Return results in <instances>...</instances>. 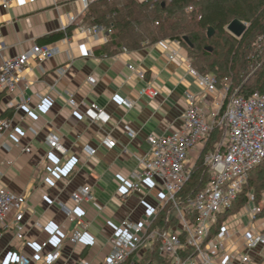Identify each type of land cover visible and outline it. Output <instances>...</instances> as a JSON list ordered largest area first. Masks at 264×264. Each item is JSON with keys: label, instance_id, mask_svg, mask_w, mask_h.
Returning a JSON list of instances; mask_svg holds the SVG:
<instances>
[{"label": "crops", "instance_id": "obj_1", "mask_svg": "<svg viewBox=\"0 0 264 264\" xmlns=\"http://www.w3.org/2000/svg\"><path fill=\"white\" fill-rule=\"evenodd\" d=\"M86 10L82 0H15L8 11L0 9V64L34 45H56L61 50L51 60L29 62L20 94L0 95V119L11 121L7 143L31 148L30 153L16 148L1 153L0 163L7 158L14 164L5 168L0 185L28 195L26 252L36 256L38 245L47 242L41 253L45 257L58 246L61 257L52 264H77L81 259L100 264L122 221H142L146 210H160L159 193L122 197L119 186L138 169L137 157L150 151L148 136L169 135L178 126L187 95L201 93L182 45L177 49L173 42L162 41L138 51L104 54L108 36L80 31ZM60 33L62 38L44 43ZM174 52L177 59H171ZM61 68L65 69L62 76L58 74ZM139 74L145 79L139 80ZM148 85L159 89L157 98L142 94ZM71 96L75 107L69 103ZM124 100L132 106H124ZM92 103L110 115L107 124L85 117ZM50 132L60 137L67 157L48 147L45 137ZM103 135L117 146H103ZM86 147L96 149V156L86 157ZM73 159L77 162L67 171ZM54 165L62 175L50 174ZM83 186L91 187L94 195L93 202L81 206L91 228L83 243L73 245L69 237L76 223L64 216L58 203L73 206L70 195Z\"/></svg>", "mask_w": 264, "mask_h": 264}, {"label": "built area", "instance_id": "obj_2", "mask_svg": "<svg viewBox=\"0 0 264 264\" xmlns=\"http://www.w3.org/2000/svg\"><path fill=\"white\" fill-rule=\"evenodd\" d=\"M82 1L88 9L93 0ZM14 2L0 0V9L8 11ZM80 31L91 36H109L112 33L111 29L101 25L80 26ZM173 44L177 49L181 48L180 43ZM124 51L127 52L126 49ZM60 54L61 50L56 45H34L17 57L5 59L0 64V95L20 94L25 83L23 73L31 60L42 63ZM171 59H177L176 52ZM129 70L134 69L129 66ZM64 73V68L58 70L60 76ZM190 73L201 93L187 95L186 108L178 126L169 135L148 136L150 151L137 157L138 169L132 177L122 180L119 186L122 197L142 194L145 198L150 192L159 193L162 197L160 210H146V219L142 221H122L112 239L110 252L100 264H125L128 261L134 264L157 243L159 253L171 259L173 264H264V191L259 194L248 192L241 209L231 213L239 205L250 173L264 162V95L254 93L247 98L233 97L223 110L227 88L220 89L213 75H202L192 67ZM138 79L144 80L145 76L139 74ZM90 81L93 83L94 79ZM142 94L155 99L160 91L148 85L142 89ZM37 98L42 99L40 96ZM22 100L25 102L24 98ZM69 103L76 106L72 96ZM122 104L127 108L132 106L128 100ZM85 117L104 124L110 121V115L95 103L85 110ZM224 122L228 130L222 143L204 158V164L209 168V181L184 206L181 205L178 196L190 182L198 161V158H193V152L204 145L211 133ZM10 129V119H0V155L11 152L13 148L30 153V147L7 143ZM32 132L37 134L35 130ZM130 135L134 136L133 133ZM100 140L108 149L117 146V142L108 135L101 136ZM45 142L51 151L67 157V149L57 134L48 133ZM96 154V149H84V155L90 159ZM51 160L57 164L55 159ZM75 162L76 159L69 162L67 171L73 169ZM13 164L10 159L2 160L0 179L5 174V168ZM50 174L60 176L63 171L54 165ZM70 199L73 206L62 202L58 204L64 216L71 223H76L69 242L79 245L84 242L85 232L91 228V223L84 220L86 213L81 206L94 201L92 188L79 187ZM142 204L146 205L145 200ZM166 207L169 209V220L174 222L165 230L153 228L159 212ZM173 211L175 215H172ZM27 214L28 195L0 185V264H52L60 259L61 249L58 246L45 257L41 255L48 246L47 242L38 245L36 256L26 252ZM231 216L234 218L229 222ZM244 217L250 220L248 226L243 222ZM77 264L92 263L81 259Z\"/></svg>", "mask_w": 264, "mask_h": 264}, {"label": "trees", "instance_id": "obj_3", "mask_svg": "<svg viewBox=\"0 0 264 264\" xmlns=\"http://www.w3.org/2000/svg\"><path fill=\"white\" fill-rule=\"evenodd\" d=\"M236 19L248 25L241 38L227 31L228 25ZM94 25L112 31L102 50L107 55L123 49L142 50L162 41L180 43L187 51L192 68L202 75H213L220 89L227 88L223 110L233 97L264 95V0H93L79 26ZM210 28L214 35L208 38ZM62 37L60 33L44 43ZM184 38L189 39L192 48ZM260 38L263 40L259 41ZM208 45L211 53L206 51ZM222 134L220 127L211 133L207 142H210L209 148L214 150ZM261 164L255 169L261 168ZM209 178L204 159H198L190 182L178 196L179 203L185 205L204 188ZM254 182H251L252 188H248V180L239 205L244 203L248 192L259 194L264 189V169L258 171ZM173 222L169 220L166 207L159 212L153 228L165 230ZM134 264H173V261L159 253L157 243Z\"/></svg>", "mask_w": 264, "mask_h": 264}, {"label": "rangeland", "instance_id": "obj_4", "mask_svg": "<svg viewBox=\"0 0 264 264\" xmlns=\"http://www.w3.org/2000/svg\"><path fill=\"white\" fill-rule=\"evenodd\" d=\"M263 40V38H260L259 41ZM209 47V45H208ZM211 48V47H210ZM190 61V60H189ZM195 69V68H194ZM196 70V69H195ZM197 71V70H196ZM198 72V71H197ZM223 128V134L219 140L218 143H216V145L214 146V150H212L211 148H209V145H210V142L207 144V142L204 144V145H201L198 149H196L194 152H193V158L196 159H200V160H203L205 158V156L207 154H210V153H213L215 152V150L219 147V145L222 143V139L224 138L227 130H228V127H227V124L226 122H224L221 126H220V129ZM261 168H258V169H255L253 172L250 173L249 175V183H250V186L248 188H252V185H251V182H253V184H255L254 180L256 179L257 177V173L258 171H260L261 169H264V162L261 164ZM264 191V189H262L260 191V193ZM184 206V205H183ZM241 209V204L236 206L232 211L231 213H237L239 210ZM172 215H175L174 211H173V214ZM234 217L231 216V218L229 219V222H231V220H233ZM223 219V218H222ZM243 222L246 226L249 225L250 223V220L246 217H244L243 219Z\"/></svg>", "mask_w": 264, "mask_h": 264}, {"label": "water", "instance_id": "obj_5", "mask_svg": "<svg viewBox=\"0 0 264 264\" xmlns=\"http://www.w3.org/2000/svg\"><path fill=\"white\" fill-rule=\"evenodd\" d=\"M247 30H248V25L239 19L233 20L227 27V31L231 33L233 36H235L236 38H241L246 33ZM213 35H214V30L213 28H210L208 30L207 36L208 38H211ZM184 42L190 48L193 47L188 38H184ZM206 51L211 53L212 48L208 47L206 48Z\"/></svg>", "mask_w": 264, "mask_h": 264}]
</instances>
